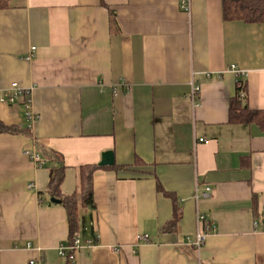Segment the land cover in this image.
<instances>
[{
  "label": "crops",
  "instance_id": "obj_1",
  "mask_svg": "<svg viewBox=\"0 0 264 264\" xmlns=\"http://www.w3.org/2000/svg\"><path fill=\"white\" fill-rule=\"evenodd\" d=\"M8 2L0 93L29 90L38 119L0 105V122L23 130L0 133V264H264V131L230 122L237 80L242 106L264 112V23L225 21L221 0H190L188 14L181 0ZM107 152L82 248L60 256L67 219L46 195L44 155L62 158L67 196ZM197 213L216 227L200 249Z\"/></svg>",
  "mask_w": 264,
  "mask_h": 264
},
{
  "label": "trees",
  "instance_id": "obj_2",
  "mask_svg": "<svg viewBox=\"0 0 264 264\" xmlns=\"http://www.w3.org/2000/svg\"><path fill=\"white\" fill-rule=\"evenodd\" d=\"M8 1L10 0H0V11L8 7ZM221 4L223 19L227 22L264 23V0H221ZM244 89L242 81L237 80L236 95L230 103V122L233 124L253 123L264 131V112L248 110L247 107L242 106L238 98L239 90L244 91ZM22 132L23 130L15 126L10 127L0 122V133L14 135ZM44 157L49 164L47 166L49 182L46 195L51 199L56 198V200H59L60 205L64 208L68 226V240L69 245H71L73 234H80L85 231V217H82L80 212L94 209L92 178L93 173L100 167L97 165L79 167L77 169V187L75 191L72 194L63 196L60 190L66 170L63 160L53 153L44 155ZM158 190H161V188L158 187ZM162 193L164 196L169 197V194L163 191ZM173 217L176 221V214ZM91 238L95 239L94 236H91Z\"/></svg>",
  "mask_w": 264,
  "mask_h": 264
},
{
  "label": "built area",
  "instance_id": "obj_3",
  "mask_svg": "<svg viewBox=\"0 0 264 264\" xmlns=\"http://www.w3.org/2000/svg\"><path fill=\"white\" fill-rule=\"evenodd\" d=\"M179 8L182 12L188 14L190 13V0H181L179 4ZM35 51V48L30 49V55L27 56V60H30L33 57V53ZM229 72H232V74L237 75H243L240 70L236 68V66H231L228 69ZM240 77V76H239ZM243 86V84H242ZM200 93V87L198 85H193L192 91H191V105L194 108L198 106V102L195 100L197 96ZM30 98V91L29 90H24V88H20L18 86H11L8 89L2 91L0 93V105L3 106H13L15 104H20L23 106L25 110V118L29 122L30 125L35 123V121L38 119L37 116L31 112L30 110V104H31V99ZM238 98L239 99H244L245 94L243 90H239L238 92ZM197 142L199 143H206L204 139H199ZM24 154L36 165L39 167H42L44 163L40 159V155L36 151H32L29 149H24ZM28 189H33V185H28ZM210 189V188H209ZM208 187L205 188L202 196L207 197V193L210 191ZM197 193V190H195V195ZM197 198V196L195 197ZM216 232V227L212 221H209L203 214L197 213L196 214V235H195V241L192 243L193 246H195L196 249H200L205 241V238L210 235L214 234ZM73 240L72 244L68 246V248H59V255L60 256H65L66 251H78L82 248V241L80 238V235L78 233L73 234ZM140 241L147 242L148 237L146 235L140 236L138 238ZM91 244H94L92 241L86 242V245L89 246ZM66 250V251H65ZM30 264H35L34 262H30Z\"/></svg>",
  "mask_w": 264,
  "mask_h": 264
},
{
  "label": "water",
  "instance_id": "obj_4",
  "mask_svg": "<svg viewBox=\"0 0 264 264\" xmlns=\"http://www.w3.org/2000/svg\"><path fill=\"white\" fill-rule=\"evenodd\" d=\"M111 165H113V155H112V153H110V152L104 153L102 155V160L99 163V167H109ZM50 202L52 204H55V205L56 204H60V201L56 200V198L55 199H53V198L50 199Z\"/></svg>",
  "mask_w": 264,
  "mask_h": 264
}]
</instances>
